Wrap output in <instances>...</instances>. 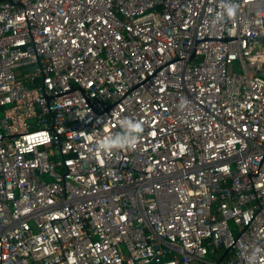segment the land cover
<instances>
[{
  "label": "built area",
  "instance_id": "built-area-1",
  "mask_svg": "<svg viewBox=\"0 0 264 264\" xmlns=\"http://www.w3.org/2000/svg\"><path fill=\"white\" fill-rule=\"evenodd\" d=\"M263 33L264 0H0V264H264Z\"/></svg>",
  "mask_w": 264,
  "mask_h": 264
},
{
  "label": "clouds",
  "instance_id": "clouds-1",
  "mask_svg": "<svg viewBox=\"0 0 264 264\" xmlns=\"http://www.w3.org/2000/svg\"><path fill=\"white\" fill-rule=\"evenodd\" d=\"M226 12H227V16L228 17H230V18L233 17L236 14V7H235V5H232V6L228 7L227 10H226ZM132 127L137 132L141 131V126L138 123L133 124ZM134 143H135V140L132 141V145H134Z\"/></svg>",
  "mask_w": 264,
  "mask_h": 264
},
{
  "label": "water",
  "instance_id": "water-1",
  "mask_svg": "<svg viewBox=\"0 0 264 264\" xmlns=\"http://www.w3.org/2000/svg\"><path fill=\"white\" fill-rule=\"evenodd\" d=\"M259 42L264 45V33L259 37Z\"/></svg>",
  "mask_w": 264,
  "mask_h": 264
},
{
  "label": "rangeland",
  "instance_id": "rangeland-1",
  "mask_svg": "<svg viewBox=\"0 0 264 264\" xmlns=\"http://www.w3.org/2000/svg\"><path fill=\"white\" fill-rule=\"evenodd\" d=\"M237 70H239V68H236ZM0 116H1V111H0Z\"/></svg>",
  "mask_w": 264,
  "mask_h": 264
}]
</instances>
